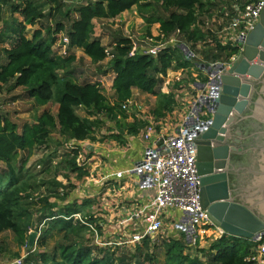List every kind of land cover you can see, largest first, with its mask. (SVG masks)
Returning <instances> with one entry per match:
<instances>
[{"label": "trees", "instance_id": "obj_1", "mask_svg": "<svg viewBox=\"0 0 264 264\" xmlns=\"http://www.w3.org/2000/svg\"><path fill=\"white\" fill-rule=\"evenodd\" d=\"M7 1L9 16L0 30V39L9 46L0 48L3 59L0 64V91L12 83L13 88L21 87L33 105L40 107L51 102L55 87L62 83L61 90L55 91L59 94L55 113L42 110L33 122H24L22 125L0 114V162L4 163L0 174V234L10 230L22 246L27 243L28 234L25 235L24 227L17 221V209L23 199L30 197L27 192L31 186L21 183L17 177L28 158L25 157V161L22 160L17 168L14 161L17 152L27 153L35 147L44 146L55 129L61 142H82L96 129L105 126L104 118L125 116L121 106L131 98L133 89L155 95L168 69L182 68L189 71L195 62H200L196 58L186 59L178 44L162 49L156 57L138 49L132 54L133 40L130 37L118 38L108 51L100 38L95 36L94 21L115 18L135 7L136 13L145 23L142 37L158 42L178 33L180 41L191 48V43L204 39V33L197 25L202 22L200 18L208 3L207 0H88L69 7L62 0ZM15 13L22 20L15 17ZM41 22L46 24L35 29L30 37L25 36L27 25L34 26ZM154 23L158 24V35L155 37L150 31ZM60 37L63 41L66 39L63 42L66 47L64 54L58 52L60 44L54 49ZM206 48L202 51L205 61L227 60L237 52L236 48L219 43ZM77 49H81L91 63L109 58L108 68L114 75L110 97L103 94L99 82H77L70 74L59 76L58 72L66 70L75 60ZM190 71L189 77L194 81ZM77 109H82L85 114L78 115ZM73 147L75 154L80 152L78 145ZM71 164L76 168L73 162ZM75 212L76 209H69L65 214L69 216ZM46 218L53 220L51 228H56L55 233L61 234V240L50 252H30L24 258V261L29 259L28 264H131L133 260L134 264H158L152 250L155 242L149 237L135 244L128 256L122 253L116 257L115 253L98 251L89 234L87 237L83 235L85 231L92 234L85 223L93 222L87 217L83 219L85 223L53 214ZM162 243L165 251L161 264H255L250 259L253 243L228 234L205 239L202 248H198L197 240L191 244L179 240ZM191 247L207 258L208 262L203 263L197 256L183 253V250Z\"/></svg>", "mask_w": 264, "mask_h": 264}, {"label": "crops", "instance_id": "obj_2", "mask_svg": "<svg viewBox=\"0 0 264 264\" xmlns=\"http://www.w3.org/2000/svg\"><path fill=\"white\" fill-rule=\"evenodd\" d=\"M68 1L70 6H74L86 0ZM247 1L252 0H207V9H205L202 13L203 16L200 18L202 22L197 25L204 33V39L201 42L198 41L194 44H190L191 48L193 47V49L196 50L198 61H205L202 57V51H199L201 45L203 49H205L208 46L211 47L213 43V45L219 43L218 38L222 35V28L230 21V16L235 14V8L241 7V5ZM3 2L4 4H8L7 0H0V27L4 24L5 19H7L3 17ZM134 8L135 7L130 10ZM130 10H126L117 17L105 21L115 23L124 20V22H126V15ZM134 13H136V10ZM136 15L138 16L137 13ZM138 18L143 23V20L139 16ZM18 19L22 20V17L20 16ZM95 22L96 21H94V23ZM205 23H208V26H206ZM154 24L155 26L153 29L151 30L150 28L153 37L158 35V24ZM59 36L60 35H58V37ZM145 38L147 37H142L138 40L139 47L142 46L143 43L141 41ZM60 40L61 37L57 40V48L59 44L61 46H59L58 52L64 54L66 53V47L63 45V38L61 40L62 44ZM100 40L102 41L101 38ZM113 42L114 41H112L111 45ZM1 47H7V45L3 44ZM54 47L56 48V46ZM108 48L111 49V46L107 47V49ZM76 53H79L90 62L89 58L82 53L81 49H77L75 51V54ZM76 58L78 59V56L75 57V59ZM108 60L109 58H106L101 62L91 64L99 66L105 63L108 68ZM217 60H207L205 62L210 63ZM66 70L69 69L66 68ZM190 70L193 77H201L200 74L198 75L199 72L195 65L192 66ZM186 71L188 70H183L182 68L168 69L166 74L162 76V83L155 95L133 89L130 99L135 103V107L132 111L127 112L123 110L125 113L123 118H118L119 116L115 119L101 117L104 118V127L96 129L89 138L82 142H72V145L79 146L82 159L84 158L86 160V167L83 168L85 173L81 176L79 181L75 178L76 175L71 176L69 173H65V171H62V173H55L54 176L56 181L53 180V185L55 187L53 194H58L60 197L65 195V200L61 201L59 204L56 202L57 198L52 199L51 202L55 204H53L52 208L50 207V214L56 217L68 216L65 214V211L75 208V214H79L84 219L86 214L91 212L92 201L94 197H96L102 209H99L96 221L94 219L90 220L94 221L93 225L96 223L114 224L115 229L111 232L119 233L120 231L124 234L133 233L138 228H141L149 203L153 197V190L151 187H141L139 183L141 182L140 176L129 173L128 171L133 164L143 156L145 148L152 147L155 144L158 135L171 134L179 125V123H177L178 119L179 121L182 120V111H177V106L182 104L180 99L182 98V94H185L184 88L189 83L185 79ZM95 72L101 75L100 69L95 70ZM66 74L69 73H64L62 76H59L64 77ZM86 76L87 75L82 71H77L74 74V77H80L83 82H101L100 79L87 80ZM113 76L111 77V81ZM111 81L108 85L109 87H111ZM111 93L112 91L110 89L109 96ZM142 100H148L149 103H145ZM48 105L49 104L37 108L45 110L48 108ZM56 105L58 106L57 102ZM33 107L36 106L33 105ZM148 123H152L154 131L149 140H144L143 132ZM117 172H122V175L117 177ZM62 183L68 184L70 188L69 193L62 191L64 187L66 188ZM66 206L70 208L68 209ZM178 214V211H170L168 215L163 217V226H170L169 234H171L172 240H179L182 242L183 233L179 232L174 227ZM169 240L170 238H166L164 242ZM201 243L202 245H199L198 241L199 247L202 248L205 245V240Z\"/></svg>", "mask_w": 264, "mask_h": 264}, {"label": "water", "instance_id": "obj_3", "mask_svg": "<svg viewBox=\"0 0 264 264\" xmlns=\"http://www.w3.org/2000/svg\"><path fill=\"white\" fill-rule=\"evenodd\" d=\"M242 43L227 68L220 63L195 65L204 76L213 75L209 82L217 87L199 97L197 105L203 103L212 116L201 123L193 144L202 209L226 234L253 240L264 233V9ZM205 87L202 81L199 90ZM244 119L257 123L258 130L251 135L252 157L236 169L242 183L235 188L228 180L230 154L241 149L236 146L243 134L236 126ZM34 239L30 231L28 250Z\"/></svg>", "mask_w": 264, "mask_h": 264}, {"label": "rangeland", "instance_id": "obj_4", "mask_svg": "<svg viewBox=\"0 0 264 264\" xmlns=\"http://www.w3.org/2000/svg\"><path fill=\"white\" fill-rule=\"evenodd\" d=\"M44 1V0H39ZM69 7V1L63 0ZM81 1V0H80ZM87 1V0H86ZM17 2V1H16ZM9 3V1H8ZM4 16L5 18H8L9 11L6 9L8 7V4H4ZM46 10V8L44 9ZM135 8L133 10L128 11L126 15V19L122 20V22H109L105 20H99L94 23L95 29L94 32L96 36L100 37L102 39V43L106 47H110L112 41H116L120 37H130L132 40L136 41L137 43L140 38L143 36V32L145 30V23L138 18L136 13H134ZM15 17L19 18L20 16L18 14H14ZM117 23V24H116ZM46 22L37 23L34 26H26L25 36L30 37L32 32L35 29H38L41 27V25H45ZM116 25V26H115ZM155 24L151 26V30ZM3 25H1V28ZM116 29V30H114ZM57 43H55L54 46L57 48ZM6 44L7 47L9 44L1 42L0 39V47ZM214 44V43H213ZM212 44L211 47H214ZM210 47V48H211ZM55 49V47H54ZM193 49V47H192ZM208 48H205L203 50V47L201 45V48L199 51H205ZM110 51L111 49H107ZM196 51L195 49H193ZM78 56V59L76 58L75 61H73L69 66V70H64L66 72L59 71V75H63L64 73H69L73 79L77 82H83V80L80 77H74V74L77 71H82L84 74H86L87 80H94V79H100L101 82V90L104 95L107 97L110 93V87L108 86L111 77L113 76L110 69L107 68V65L105 63L100 64L99 66H96L94 64H91L88 60L83 58L79 53L75 54V57ZM201 56V55H200ZM203 57V53H202ZM2 63V56L0 54V64ZM100 69V73L96 74L95 70ZM200 74L203 76V74L197 69ZM185 79L187 82H189L186 87L184 88L185 94H182V98L180 101L182 104L177 106V111H182L181 114L187 109L188 102L191 100L190 95L192 93L191 88L189 87V84L191 83V79L189 77L188 71H186V77ZM86 80V79H84ZM62 83L60 82L56 87L55 91L57 89V92L61 90ZM54 91V97L51 100V102L48 105V108L52 113L56 112V98H58L59 94ZM188 92V93H187ZM185 95V96H184ZM131 100V99H129ZM145 103H149L148 100H142ZM202 112L200 113V116L202 119H205L209 116V111L205 105L202 106ZM189 108V107H188ZM42 111L40 108L33 107V103L31 100H29L23 89L21 87L19 88H13L12 83H9L4 86V88L0 91V114L6 115L7 117L11 118V120L16 121L19 125H22L24 122H33L37 115ZM77 114L80 116H83L85 113L82 109H77ZM177 123H180L179 119ZM74 147L72 145V140H68L65 142H61V139L59 138V134L57 129L53 130L50 135V139L48 140V143L44 146L35 147L30 151H19L17 152L15 156V166L18 168L21 161L24 160L25 157H28L26 159V162H24L23 168L17 173V177L19 178L20 182L23 184H28V186H31L30 189H28L27 194H29L30 197H27L21 201V206L17 209V212L19 215L17 216V221L19 224L22 225L25 229V235H27L30 231H36L38 225L44 220V224L41 228V233L39 234V237L35 240L34 247L35 253H39L42 251L50 252L54 247H57L61 240V234L55 233L57 232L56 228H51L52 221L49 219H46L47 216L50 215L51 210L50 207H53L54 202H51L52 199L57 198V203H61V201L65 200V195L59 196L58 194L54 195V185L53 180H55V173H62V171H65V173H69L71 176H75L77 178V181L80 180L81 176L84 175L85 171L83 168L86 167L85 162L86 160L82 159V153H74ZM28 154V156H26ZM87 156V155H85ZM87 159V157H86ZM25 161V160H24ZM76 168H73V164ZM72 165V166H71ZM4 169V163L0 162V174L2 170ZM82 173V175H80ZM56 181V180H55ZM66 188L64 187V190L67 193L70 192V188L68 187V184H64ZM64 192V193H65ZM59 193V191H58ZM75 209V208H71ZM99 209H102V206L100 207V203L98 202V199L94 197L92 201V208L90 209L91 212L86 214V217L91 219H94L96 221L97 219V213ZM62 210V209H61ZM65 211V210H64ZM75 214V213H73ZM89 216V217H88ZM180 214L177 216V220L180 218ZM73 218V217H70ZM74 219V218H73ZM94 222V221H91ZM200 224L202 221H199ZM53 225H55L53 223ZM93 225V224H92ZM96 226V233L97 238L95 241L94 234H90L87 231L84 232V236L91 237V241L94 243V245L97 246L98 251H108L111 253H115V256H119L122 253H125L127 256L129 253L133 251L134 245H131L130 243L126 242L129 238V235L131 234H124L119 231L117 232H111L113 231L114 224H107V223H96L94 224ZM170 227V226H169ZM167 225L162 226V229L151 238L154 243V247H152V250L154 251V256L157 259V263L161 264L163 262L164 258V251L165 246L164 243L161 244L162 241H165L166 238L171 239V234H169V228ZM173 233V232H172ZM124 234V235H123ZM168 234V235H167ZM212 235H215L213 230L210 228L206 229V232L204 234H200L198 236L199 245H202V241L205 239H208L212 237ZM15 234L11 232L10 230L4 231L0 234V264H13L14 260L17 259L19 256H21L24 253V245H20L17 243L15 239ZM182 239V238H181ZM41 242L44 244L41 245ZM184 243L185 241L182 240ZM161 244V245H160ZM198 248H201L199 247ZM184 254H189L191 257L197 256L203 263H207V258H204L200 252L194 250L193 247H191L189 250H183ZM30 257H33L32 255ZM29 257V258H30ZM204 258V259H202ZM28 260L26 259L22 261L21 264H28ZM136 261V260H135ZM131 264H134V260L131 262Z\"/></svg>", "mask_w": 264, "mask_h": 264}, {"label": "built area", "instance_id": "obj_5", "mask_svg": "<svg viewBox=\"0 0 264 264\" xmlns=\"http://www.w3.org/2000/svg\"><path fill=\"white\" fill-rule=\"evenodd\" d=\"M264 9V0L247 1L241 7L235 8V14L230 16V21L222 28V35L218 38L221 46H229L231 48L241 49L243 40L254 27L258 16ZM229 17V16H228ZM208 26V23H205ZM178 33H175L167 38L155 42L151 38H145L141 42V47L136 41H133L132 54L138 49L141 52L156 57L157 54L169 45H177L186 57V59H197L196 52L180 41ZM242 40V42H240ZM66 41V39H64ZM236 54V53H235ZM235 54L231 55L227 60H217L210 62L223 64L227 68L234 60ZM195 62L193 65H196ZM218 73L221 71L218 69ZM214 77L196 76L194 81H191V95L188 102V107L182 114V120L171 134L158 135L155 144L152 147H146L143 156L137 160L129 169V173L140 176L141 187H151L153 197L145 214L144 223L141 228L129 235L126 242L131 245L139 244L145 237L153 238L163 226V217L168 215L170 211H178L181 215L175 222V228L183 233V240L186 244L194 243L200 234H204L206 229H212L215 235L213 238H218L226 234L220 227L216 226L209 220L205 210L200 205V190L199 176L196 169L197 148L193 144L197 131L201 127V123L207 122L212 116V110L208 109L209 116L202 119L200 113L203 109V103L197 105L200 95L207 97L209 91L216 89V82H209ZM206 82L205 90L200 91L201 82ZM124 111H132L135 103L128 100L122 104ZM190 117L188 118V116ZM154 126L148 123L143 132V139L149 140ZM122 172H117L116 176L120 177ZM63 219L80 220L83 218L79 214L71 216H59ZM55 218V217H54ZM199 221H202L200 224ZM44 220L38 225L35 231V240L41 233V228ZM90 230L97 238L95 227L87 224ZM152 240V239H151ZM253 243L250 259L255 264H264V233L257 236L256 239L250 240ZM34 245V244H33ZM33 250L27 249L25 244L24 253L14 260L13 264H21L23 259Z\"/></svg>", "mask_w": 264, "mask_h": 264}, {"label": "flooded vegetation", "instance_id": "obj_6", "mask_svg": "<svg viewBox=\"0 0 264 264\" xmlns=\"http://www.w3.org/2000/svg\"><path fill=\"white\" fill-rule=\"evenodd\" d=\"M241 125H237L236 127L241 130L243 136L239 144L236 147L240 149V151L232 152L230 154V165L231 170H229L228 180L230 187H238L242 181L240 179L239 173L236 172V169L246 165L249 161V158L252 157V152L250 151L251 144L253 143L252 136L258 130L257 123L250 122L249 120H241ZM237 137V136H233Z\"/></svg>", "mask_w": 264, "mask_h": 264}]
</instances>
